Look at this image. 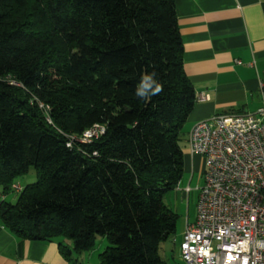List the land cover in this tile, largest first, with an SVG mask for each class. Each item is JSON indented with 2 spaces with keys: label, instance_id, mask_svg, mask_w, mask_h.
<instances>
[{
  "label": "trees",
  "instance_id": "obj_1",
  "mask_svg": "<svg viewBox=\"0 0 264 264\" xmlns=\"http://www.w3.org/2000/svg\"><path fill=\"white\" fill-rule=\"evenodd\" d=\"M153 72L163 91L137 98ZM194 102L174 0H0V224L68 261L102 236L98 264H166Z\"/></svg>",
  "mask_w": 264,
  "mask_h": 264
},
{
  "label": "crops",
  "instance_id": "obj_2",
  "mask_svg": "<svg viewBox=\"0 0 264 264\" xmlns=\"http://www.w3.org/2000/svg\"><path fill=\"white\" fill-rule=\"evenodd\" d=\"M174 5L183 67L195 102L182 127V176L164 196L177 220L168 238L170 250L161 258L166 264H185L179 258V244L196 211L191 213L188 206L184 213L181 200L195 192L197 202L205 170L203 157L187 149V133L196 122L215 114L254 113L264 107V0H174ZM64 243L72 246L69 240ZM104 245L102 239L97 248L72 253L68 261L58 240H22L0 224V264H98Z\"/></svg>",
  "mask_w": 264,
  "mask_h": 264
},
{
  "label": "built area",
  "instance_id": "obj_3",
  "mask_svg": "<svg viewBox=\"0 0 264 264\" xmlns=\"http://www.w3.org/2000/svg\"><path fill=\"white\" fill-rule=\"evenodd\" d=\"M103 132L82 133L89 141ZM187 149L204 161L196 217L179 244L185 264H264V107L196 122ZM18 190L19 186L14 185Z\"/></svg>",
  "mask_w": 264,
  "mask_h": 264
},
{
  "label": "rangeland",
  "instance_id": "obj_4",
  "mask_svg": "<svg viewBox=\"0 0 264 264\" xmlns=\"http://www.w3.org/2000/svg\"><path fill=\"white\" fill-rule=\"evenodd\" d=\"M36 177H37L36 169L34 167H30L27 173H24L16 178V182L14 184H17L23 187L27 184L33 183L36 180ZM1 189L2 188H0V192H2ZM195 194H196L195 192H192L190 194V197H188L187 199L181 200V202L183 203L182 207H183L184 213L186 212V207L188 206L190 207L191 213H194L196 211V195ZM18 195H19V192L16 191L15 189L10 190L6 195V201L14 203L17 200ZM179 218H181V215L178 216V219ZM102 239L105 243L104 246H106L107 245L106 239L102 236H97L95 245L92 249L97 248ZM170 243H172L173 245V242H170ZM168 245L170 246L169 239L163 240L159 245V255L163 258H165L168 250H170V247Z\"/></svg>",
  "mask_w": 264,
  "mask_h": 264
},
{
  "label": "clouds",
  "instance_id": "obj_5",
  "mask_svg": "<svg viewBox=\"0 0 264 264\" xmlns=\"http://www.w3.org/2000/svg\"><path fill=\"white\" fill-rule=\"evenodd\" d=\"M155 73L144 74L138 84L135 96L139 99H148L150 96L159 95L163 91V85L155 78Z\"/></svg>",
  "mask_w": 264,
  "mask_h": 264
}]
</instances>
